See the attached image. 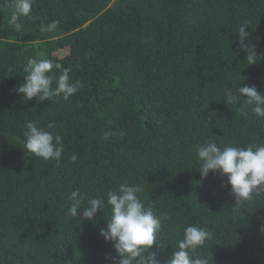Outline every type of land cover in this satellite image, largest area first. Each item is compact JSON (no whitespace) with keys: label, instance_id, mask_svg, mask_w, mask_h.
<instances>
[{"label":"trees","instance_id":"16d2710c","mask_svg":"<svg viewBox=\"0 0 264 264\" xmlns=\"http://www.w3.org/2000/svg\"><path fill=\"white\" fill-rule=\"evenodd\" d=\"M12 12L0 0V264H112L103 212L70 218L68 195L124 182L162 217L164 248L151 249L162 262L196 225L211 233L197 250L209 264H264V193L236 205L226 177L201 176L195 151L264 144V119L224 101L239 84L264 92V0H33L34 18L17 24ZM245 22L253 65L237 34ZM30 58L62 64L82 87L28 101L16 89ZM28 121L62 137L59 161L23 149Z\"/></svg>","mask_w":264,"mask_h":264},{"label":"clouds","instance_id":"9594fccd","mask_svg":"<svg viewBox=\"0 0 264 264\" xmlns=\"http://www.w3.org/2000/svg\"><path fill=\"white\" fill-rule=\"evenodd\" d=\"M32 6L33 0H12V23L17 24L21 18H34L31 15ZM57 25L58 21H53L47 26H41V31H53ZM247 28L245 22L239 26L237 34L241 51L245 53L244 61L253 65L258 62L259 56L254 45L245 43L249 38ZM53 69L56 71L53 72ZM23 72V83L18 85L16 91L28 101L33 98L40 102L51 101L55 97L68 101L82 87L80 81L70 82L68 69L50 59L30 58ZM241 100L242 114L247 115V110H250L255 118L264 119V92L258 91L255 85L240 84L235 91H225L224 101L227 105H237ZM114 135V132H105L104 139L108 140ZM22 144L29 154L44 160L59 161L64 150L61 136H54L34 121L25 124ZM195 151L201 176L207 177L213 172L226 177L236 205L264 193V144L221 147L215 140H208L199 144ZM71 159L75 161L77 156L73 155ZM142 192L140 185L128 182L98 197H88L76 188L68 195L71 204L67 215L82 222L93 220L98 211L103 212L106 225L100 229L99 234L106 242H111L115 250L116 256H106L112 264H209L207 257L199 255L197 250L211 238V233L196 225L184 227L182 238L175 243V250L166 260L162 262L158 258L157 252L151 249L153 245L164 248L157 242L162 217L157 216L152 207L145 206L140 196ZM78 210H82L79 218Z\"/></svg>","mask_w":264,"mask_h":264}]
</instances>
